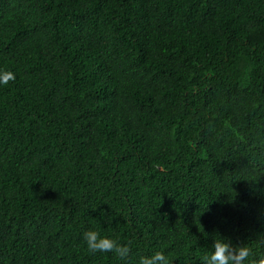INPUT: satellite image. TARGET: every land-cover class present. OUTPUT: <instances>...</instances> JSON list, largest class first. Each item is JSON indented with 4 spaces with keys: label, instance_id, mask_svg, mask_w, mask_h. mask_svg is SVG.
Masks as SVG:
<instances>
[{
    "label": "trees",
    "instance_id": "16d2710c",
    "mask_svg": "<svg viewBox=\"0 0 264 264\" xmlns=\"http://www.w3.org/2000/svg\"><path fill=\"white\" fill-rule=\"evenodd\" d=\"M0 264L264 258V0H0Z\"/></svg>",
    "mask_w": 264,
    "mask_h": 264
},
{
    "label": "clouds",
    "instance_id": "9594fccd",
    "mask_svg": "<svg viewBox=\"0 0 264 264\" xmlns=\"http://www.w3.org/2000/svg\"><path fill=\"white\" fill-rule=\"evenodd\" d=\"M15 80L11 71L0 72V86L8 85ZM82 242L92 253H113L121 262L127 264L130 247L121 244L116 239L102 235L98 230H88L82 234ZM253 249L247 245L236 246L227 238L215 235L211 251L203 257V264H264V258L253 261ZM138 264H170L168 256L163 251H155L150 256H141Z\"/></svg>",
    "mask_w": 264,
    "mask_h": 264
}]
</instances>
